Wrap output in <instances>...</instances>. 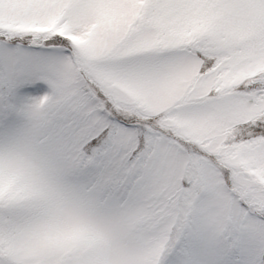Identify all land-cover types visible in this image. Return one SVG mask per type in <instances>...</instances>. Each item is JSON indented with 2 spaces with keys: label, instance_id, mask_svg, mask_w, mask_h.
<instances>
[{
  "label": "snow or ice",
  "instance_id": "1",
  "mask_svg": "<svg viewBox=\"0 0 264 264\" xmlns=\"http://www.w3.org/2000/svg\"><path fill=\"white\" fill-rule=\"evenodd\" d=\"M0 264H264V0H0Z\"/></svg>",
  "mask_w": 264,
  "mask_h": 264
}]
</instances>
